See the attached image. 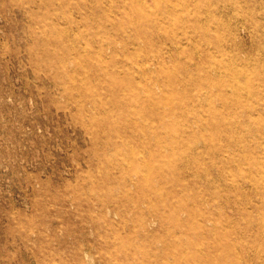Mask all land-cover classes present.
<instances>
[{
  "label": "rangeland",
  "instance_id": "374dc122",
  "mask_svg": "<svg viewBox=\"0 0 264 264\" xmlns=\"http://www.w3.org/2000/svg\"><path fill=\"white\" fill-rule=\"evenodd\" d=\"M0 264H264V0H0Z\"/></svg>",
  "mask_w": 264,
  "mask_h": 264
}]
</instances>
